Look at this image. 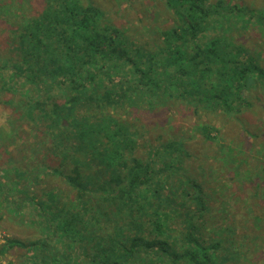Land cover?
Returning a JSON list of instances; mask_svg holds the SVG:
<instances>
[{"label": "trees", "instance_id": "16d2710c", "mask_svg": "<svg viewBox=\"0 0 264 264\" xmlns=\"http://www.w3.org/2000/svg\"><path fill=\"white\" fill-rule=\"evenodd\" d=\"M23 1L0 6V19L18 20L0 21L10 132L0 141V196L39 237L8 239L0 255L18 247L34 264H262L264 142L242 183L215 189L205 180L212 165L201 178L187 165L199 143L224 139L234 164L240 151L225 135L259 137L248 114L252 94L264 93V66L233 33L264 29V13L162 0L169 17L145 37L82 0H40L34 13ZM183 115L198 122L183 130Z\"/></svg>", "mask_w": 264, "mask_h": 264}, {"label": "rangeland", "instance_id": "374dc122", "mask_svg": "<svg viewBox=\"0 0 264 264\" xmlns=\"http://www.w3.org/2000/svg\"><path fill=\"white\" fill-rule=\"evenodd\" d=\"M21 2L23 0H0V6L3 4L9 5L10 2ZM84 3H90L101 11L105 13V15L117 26H124L127 28H132L135 33L140 36L141 34L146 37V29L150 26H161L164 21L169 17L168 12L163 5L162 0H82ZM218 0H211L212 3H215ZM226 4L237 5V6H248L251 10H257L258 12L264 13V0H221ZM24 10L28 12L38 11L41 7L40 0H24L23 1ZM5 5V6H6ZM17 5V4H16ZM4 7V6H3ZM11 7H8V9ZM1 9V8H0ZM2 10V9H1ZM15 10V13L18 14L19 10ZM34 13V12H33ZM2 16L0 15V18ZM0 21H4L7 23L8 21L15 23L18 20L13 18L11 15L9 17L0 19ZM234 42L237 45H241L243 48L249 50L252 54L257 55L259 59V64L264 66V29H253L247 28L246 30L239 31L238 33H233ZM251 103L253 106L248 114V118L253 120L252 124L258 123L262 125L261 132L257 133L258 138H249L244 135V133L240 130L232 131L231 135H225L226 139L233 140L232 146L240 151L237 152L239 155H235L231 159H235V163H230L229 154L227 156L228 150L225 149L223 152L222 145L224 143V139H219L215 143L206 144L199 143L194 148V159L188 163L187 168L189 169L192 175H195L199 178L201 176L198 175L201 172L202 168H206L212 165V168L215 170V175H212L211 178H206L205 180L212 184V186L217 189V186L220 182L229 181V178H234L236 182L242 183L244 182L246 175V171L250 173L251 167H253V157L252 154L258 152L260 150L259 142H264V93L261 90H257L251 96ZM203 120L210 123H218L217 119L211 116L204 117V114H200ZM176 114L171 115L167 119L180 118V115ZM6 113L0 114V131L3 132L2 143L7 141L6 135H8L9 129L6 128ZM172 118V119H173ZM198 119L194 116H186L183 115L181 120L177 119V125L183 126V130H188L192 123L196 124ZM263 123V124H262ZM185 126V127H184ZM194 131H190L189 135L194 137V141L199 137L194 135ZM1 143V144H2ZM18 142L15 144L17 148L19 144ZM229 145V144H227ZM9 147V146H8ZM189 147L193 149V145L190 144ZM13 148V147H10ZM14 148L13 153L17 155V149ZM1 150V149H0ZM3 151V150H2ZM6 152H10L9 149L5 150ZM4 151V152H5ZM20 156L25 154L28 155V151L24 149L19 150ZM6 154V153H5ZM264 154V152H263ZM209 157V158H208ZM254 157H257L254 155ZM259 158V157H257ZM6 157H3V161ZM203 160V162H202ZM206 161L207 163H204ZM241 161L243 162V166L241 169H236V164ZM2 169V168H1ZM208 177V173L206 172ZM54 182H50V184H46L48 187H54ZM232 184L225 183V187ZM264 187V182L262 183ZM13 207L6 203L2 197L0 196V234L4 235V237L8 239H17L21 242H31L35 241L39 237V233L37 232V227H33L31 225H23L22 220L28 222V215L23 213L22 210L15 212L14 215L11 214ZM15 216L17 218V225L8 223L5 221V218H10L14 220L12 217ZM16 221V220H15ZM29 223V222H28ZM33 227V228H31ZM29 230V231H28ZM3 247V245H1ZM1 247V248H2ZM0 248V249H1ZM59 248V247H58ZM56 252V251H54ZM26 248H18L14 247L10 249L8 252L3 254L1 257L9 262L10 264H34L31 260L28 262V257L31 255ZM40 259V258H39ZM264 264V262H262Z\"/></svg>", "mask_w": 264, "mask_h": 264}, {"label": "built area", "instance_id": "2783aa9c", "mask_svg": "<svg viewBox=\"0 0 264 264\" xmlns=\"http://www.w3.org/2000/svg\"><path fill=\"white\" fill-rule=\"evenodd\" d=\"M6 240L7 239L4 237V235H1L0 234V248L2 247L1 245H4L5 244ZM1 256L2 255H0V264H10L6 260H4Z\"/></svg>", "mask_w": 264, "mask_h": 264}]
</instances>
